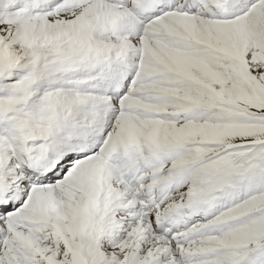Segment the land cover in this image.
Segmentation results:
<instances>
[{"label":"snow or ice","instance_id":"6c2138e0","mask_svg":"<svg viewBox=\"0 0 264 264\" xmlns=\"http://www.w3.org/2000/svg\"><path fill=\"white\" fill-rule=\"evenodd\" d=\"M0 264H264V0H0Z\"/></svg>","mask_w":264,"mask_h":264}]
</instances>
